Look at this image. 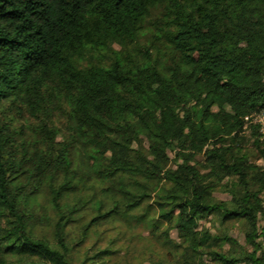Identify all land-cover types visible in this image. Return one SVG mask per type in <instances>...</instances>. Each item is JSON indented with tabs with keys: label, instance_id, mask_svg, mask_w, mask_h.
<instances>
[{
	"label": "trees",
	"instance_id": "trees-1",
	"mask_svg": "<svg viewBox=\"0 0 264 264\" xmlns=\"http://www.w3.org/2000/svg\"><path fill=\"white\" fill-rule=\"evenodd\" d=\"M156 7L170 65L147 50L107 62ZM261 111L264 0H0V264H70V242L119 220L167 248L149 264H264V165L244 152L264 162L244 129ZM209 217L244 223L251 252L198 232Z\"/></svg>",
	"mask_w": 264,
	"mask_h": 264
},
{
	"label": "rangeland",
	"instance_id": "rangeland-1",
	"mask_svg": "<svg viewBox=\"0 0 264 264\" xmlns=\"http://www.w3.org/2000/svg\"><path fill=\"white\" fill-rule=\"evenodd\" d=\"M162 14L163 7H156L150 10L149 16L146 18L135 41L125 46L118 43L113 44L111 46V51L107 50L104 52V54H106L105 60L110 62L113 57L111 54L112 52L121 55L137 54V56H139L138 52L141 51L140 54L143 55L144 51L147 50L151 59L155 58L158 53L162 56L165 55L164 61L166 64L170 65L171 60L174 58L173 51L167 47L164 39H159L162 33L158 32V28H161L163 24L158 27L155 26V23L161 20ZM244 152L251 164L257 166L264 165V162L258 159L257 153L250 143H245ZM224 182H236V178L230 177ZM214 197L219 201H229V197L222 192H215ZM261 200L264 208V193L261 195ZM263 227L264 218L260 216L258 221V234L261 233ZM75 229L77 230L76 226ZM67 230L72 233V235L70 233L71 237L76 233L74 229ZM197 231H207L210 236H217L219 238H223L224 236L229 237L235 240L242 249L248 252L252 250L245 239L247 226L242 222L229 221L221 224L218 219L209 217L206 221L199 223ZM52 232V229L44 228L43 230L37 229L35 233L38 237H44L51 245L55 246ZM96 232V234L89 235L88 238L83 239L81 243L75 241L67 245L70 264H82L85 257L92 258L96 256L97 252L106 248L114 250L116 253L104 258L96 257L94 261L91 262L88 260L85 264H149L156 263L158 260L165 257V250L167 248L164 250L162 249V241L151 236L142 225H129L119 220L111 225L100 226ZM169 239L174 244H180V239L175 230L169 232ZM256 242L261 244L262 252L264 253V240L259 237ZM228 250L229 246L226 244L222 246H220V244H213L209 247V251H216L223 254ZM180 252H182V250L178 251V253ZM174 258L176 262L173 261L171 262L172 264L182 263L180 259L179 261L177 260L176 255ZM190 264L215 263L210 261L208 255L204 254L202 258L194 260Z\"/></svg>",
	"mask_w": 264,
	"mask_h": 264
},
{
	"label": "built area",
	"instance_id": "built-area-1",
	"mask_svg": "<svg viewBox=\"0 0 264 264\" xmlns=\"http://www.w3.org/2000/svg\"><path fill=\"white\" fill-rule=\"evenodd\" d=\"M249 125L257 127L259 133L264 136V111L253 114L251 117L244 118V129L247 130Z\"/></svg>",
	"mask_w": 264,
	"mask_h": 264
}]
</instances>
